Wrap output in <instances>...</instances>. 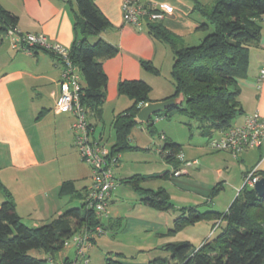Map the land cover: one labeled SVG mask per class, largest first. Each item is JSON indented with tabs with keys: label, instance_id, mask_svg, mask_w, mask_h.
<instances>
[{
	"label": "crops",
	"instance_id": "0c3cea01",
	"mask_svg": "<svg viewBox=\"0 0 264 264\" xmlns=\"http://www.w3.org/2000/svg\"><path fill=\"white\" fill-rule=\"evenodd\" d=\"M122 1L94 0L110 22V25L100 32L99 37L117 47L114 55L101 59L107 76L106 96L101 114L95 116L88 112L92 135L108 146L114 141L115 114L131 103L128 96L118 91L120 80H144L150 86L148 94L152 101L168 98L174 92L170 74L173 63L172 49L165 41L150 34L144 21L139 26L125 22L122 18ZM143 1L156 7L164 3L171 5L164 17L157 21L180 36L186 45L196 44L204 36V32L198 28L202 16L193 10V0ZM0 5L16 16L15 26L21 31L41 32L49 41H57L68 47L72 44L73 23L77 14L76 0H0ZM95 37L90 39L93 40ZM142 60L150 61L157 71L142 67ZM262 66H264V20L261 24L259 39L249 45L247 71L238 78L240 86L238 100L242 111L231 121V125L243 124L247 115L255 110L264 117V75L260 80L258 79ZM61 67V60L51 51L36 47L33 52H28L19 47H13L10 35L5 31L0 32V181L11 192L21 220L29 226L49 222L69 208L66 207L69 204L66 201L69 196L81 201L82 196L79 193L84 194L90 183V178L85 183H79L77 174L61 173L62 160L66 157L57 153L59 146L67 149L70 158L71 154H76L74 146L72 147L73 114L70 111L54 109L56 98L61 90ZM161 117L163 116L153 117L154 126L155 120ZM164 130L158 135L164 133L166 141L180 143L169 128L164 127ZM224 130L226 128L213 130L205 135L197 127L196 133L190 132L186 142L180 143V152L186 159H196V162L184 168L181 164L183 171L179 174L180 176L173 178L170 176L171 173L168 175L172 177V183L178 188L191 192L192 195H201L205 201L211 203L209 205L206 202L210 207L202 210L226 211L237 195L244 175L251 169L264 173V136L259 144L246 147L235 156L229 150H214L208 144L210 136L220 135ZM154 134L150 133L144 122H136L131 130L130 143L139 148L119 153L118 160L112 167L115 182L119 183L123 178L132 175V171L127 169L124 161L128 157L143 161L142 168L146 169L136 173L150 175L163 172V175L167 171L162 166L168 165V162L162 157L157 147L163 141L158 140V136L156 139ZM51 138H53L52 144L56 152L53 154L48 153ZM155 153L162 159V166H159L155 160ZM124 172L127 176L123 174ZM117 174L125 176L117 177ZM193 178H200L201 185L194 186L190 182ZM65 180H73L74 187L79 190V193H72L73 195L60 193L61 183ZM224 184L231 189L224 203L226 207L219 209L216 207L218 202H214L210 196V190L213 186H219L215 193L216 197L219 191L226 189ZM113 190L109 203L115 199ZM64 197L67 199L65 200ZM5 198L4 191L0 190V201ZM134 198L135 200L133 199L127 207L123 202H115L116 208L109 204L107 215L102 217L105 224L103 234L107 233V227L113 228L115 232V229L121 228L123 221L126 233L131 235L157 232L172 227L173 219L178 213L155 209L144 203L140 195L139 198L138 196ZM195 204L197 203L193 202L186 206ZM174 205L176 206L175 203ZM170 221L171 226H169ZM198 221H204V225L210 228V231L220 229L217 224L212 228L213 220ZM224 223L221 221V224ZM101 235L96 233L92 235L90 249L97 244ZM144 243L148 244V248L153 244L150 239ZM139 248L143 250V247ZM73 254V245H65L55 255V261L62 263L63 259L71 258ZM116 254H119V258L112 259L123 263L121 258L124 257V253L118 251Z\"/></svg>",
	"mask_w": 264,
	"mask_h": 264
},
{
	"label": "trees",
	"instance_id": "16d2710c",
	"mask_svg": "<svg viewBox=\"0 0 264 264\" xmlns=\"http://www.w3.org/2000/svg\"><path fill=\"white\" fill-rule=\"evenodd\" d=\"M76 5L74 40L69 47V57L81 74L79 99L86 108L88 120V112L95 116L101 114L106 96L107 76L101 59L114 55L117 47L99 37L110 22L94 0H76ZM193 10L202 16L198 28L204 36L192 45H186L180 36L160 22L143 20L150 34L165 41L172 49L170 74L174 92L170 96L183 94L180 103L150 116L145 123L150 133L156 132L155 115L170 118L176 113L183 114L197 121V127L208 135L213 130L231 126V121L242 111L238 100V78L247 71L250 43H255L260 37L264 0H193ZM16 20L14 14L0 5V32L15 26ZM91 37L95 39L91 40ZM141 65L157 71L148 60H142ZM149 90V84L142 79L118 82V91L128 96L131 103L114 116L111 154L139 148L130 143V134L137 122L136 113L150 100ZM162 147L166 149L165 152L160 151L162 157L172 166V170L165 171L163 175H173V171L183 163L178 157L181 144L164 141ZM255 173L264 176L259 170ZM147 176L135 173L121 181L128 183L149 206L175 210L176 206L164 187L150 189L142 186L141 181ZM218 188V185L211 188V197ZM0 190L6 195L0 201V264H48L49 258L51 262L55 261L65 238L75 230L93 229L97 225L105 230L104 221L93 207L87 205L86 193H79L73 180L63 181L59 190L62 194H81L83 199L79 205L66 208L51 221L36 226H29L21 220L11 192L1 181ZM178 209L179 214L173 219L168 233H175L187 224L203 219L213 220L212 228L217 224L220 229L198 246L188 241L166 242L162 247L171 253L169 258L155 259L159 264H264V196H259L253 187L242 185L224 212L200 210L195 206ZM221 221L225 223L221 224ZM32 248L47 256L31 254ZM106 264L123 263L109 257Z\"/></svg>",
	"mask_w": 264,
	"mask_h": 264
},
{
	"label": "built area",
	"instance_id": "2783aa9c",
	"mask_svg": "<svg viewBox=\"0 0 264 264\" xmlns=\"http://www.w3.org/2000/svg\"><path fill=\"white\" fill-rule=\"evenodd\" d=\"M170 7L168 3L156 7L143 0H123L122 18L125 22L139 26L143 20L157 21L163 18ZM5 33L10 35L13 47H19L28 52H33L36 47H42L53 52L61 60V90L56 98L54 109L70 111L73 114L71 128L74 133L75 146L80 157L92 168V176L86 189L87 205L93 207L100 218L106 216L107 206L115 186L112 167L116 164L119 154H111L110 146L92 135L86 108L79 99L81 74L69 57V47L57 41H49L44 33L21 31L16 26L8 27ZM263 75L264 66L260 69L258 79L260 80ZM263 136L264 117L255 110L247 115L243 124L231 125L222 134L210 136L208 144L214 150H229L236 156L246 147L259 144ZM159 138L164 142V133H160ZM162 146L163 144H160L158 149L165 152L166 149ZM178 157L183 162V168L196 162V159H186L182 152L178 153ZM183 168L174 170L173 175L181 174ZM255 170L251 169L244 175L242 185L253 187L254 182L260 177ZM103 231L100 225L93 229L82 228L76 231L70 240H64V245H73L75 255L62 264H89L87 248L91 244L92 235ZM49 260L52 259L49 258Z\"/></svg>",
	"mask_w": 264,
	"mask_h": 264
},
{
	"label": "rangeland",
	"instance_id": "374dc122",
	"mask_svg": "<svg viewBox=\"0 0 264 264\" xmlns=\"http://www.w3.org/2000/svg\"><path fill=\"white\" fill-rule=\"evenodd\" d=\"M207 1L211 2L213 0H207ZM197 125H198L197 121L192 120L183 114L176 113L170 118L161 117L159 120L158 119L155 120L156 132L154 135L156 139L158 136V140H159L160 134L158 135V133L162 130L165 131L164 127H167L169 128V131L173 133L177 141L183 144L189 138L190 132L196 133ZM95 135L97 136V134ZM72 136H74L73 132H72ZM106 139H108L107 136H106ZM52 141H53V138H51V145H49L48 153L50 154L56 153L55 147L53 146ZM160 141L162 140L160 139ZM163 143H160V144H163ZM160 144H158L157 147H159ZM73 146H74V152H76L77 155L73 153L71 154V158H70V154H68L67 149L65 147L63 148L60 145L57 150L58 151L57 153L61 154V156L66 157L64 160H62L61 173L62 174H69V173L77 174L78 175L76 176L77 181L79 183L80 182L85 183L87 182V180L89 181V178L91 179L92 168L78 154L79 152L75 146L74 137H73V142H72V147ZM153 150L155 151L154 148ZM153 150H151V152H154ZM155 156H156L155 160L157 161V163H159L158 165L160 166L163 163V161L159 157V154L155 153ZM124 161L126 163L127 169L129 171H132L131 174L136 173L137 171H142V169H146V168H142V164H143L142 160H136V159L133 160L132 158L128 157L124 159ZM162 167L164 170H169V171L172 170V166L169 163L168 165L163 164ZM189 171L191 173V169ZM162 173L163 172L155 173L154 176L146 175L147 177H145V179L141 181V184L143 186L152 187V188H157L160 185L161 187H164L169 194L170 201L176 204V207H175L176 209L171 210L170 212L172 213L174 212L177 214L179 212V209H178L179 207L191 205L193 202L197 203L194 206L200 210L210 207L209 205H211V203L205 201V198L203 199L201 195L200 196L192 195L191 192L182 190L172 183L171 178L172 177L174 178L180 175L175 176V175L170 174V176H172L170 177L168 175L166 176L162 175ZM123 174L127 176L126 172H124ZM125 175L121 176L117 174V177H123ZM181 176L183 177L184 175H181ZM199 176H201V174ZM199 180L200 178L198 179L193 178L192 180H190V182L194 186H198V185H201ZM117 183L118 181L115 182L116 188H114L113 190V195L115 194V197H114L115 199L110 201L109 203L111 204V207H115V208L117 207V205H114L115 202H123L125 207H127L129 206V204H131L130 202H133V199L135 200L134 197L137 198L138 196L139 198V194L135 192L128 183L123 182V181L119 182L118 184ZM224 187L226 188L225 190L219 191V193L216 194L217 198L215 197V195L212 196V200L214 199V202L216 201L218 202V205L216 207H218L219 209H224L226 207L224 203L231 189L226 184H224ZM68 198L69 199L66 200L67 197H64V199L68 201L69 203L66 207H71L77 204L79 205L80 201H78L77 198H74L71 196H69ZM108 206H107V209H108ZM203 222L204 221L189 223L175 233H168V230H169V227H168V228H165L164 230H160L157 232L150 231L149 233H143L139 235L136 233L134 235H131L129 233H126L124 229V221H123L121 228L115 229V232L113 231V228L107 227L106 228L107 233L103 234L105 230L100 233L102 234L101 235L102 237L99 238L97 244L92 249H90V247H88L89 249L87 248V252L89 253V258H90L89 264H106V260L109 257L119 258V254H116V252L118 251H121L124 253V257L121 258L123 264H159L158 261H155V259L169 258L170 253H171L169 249L162 247L163 246L162 244L164 242L166 241H179V242L188 241L193 246H198L199 244H201V241L204 240V238L212 237L216 233V231L215 230L210 231V228L206 227V225H204ZM171 225H172V222L170 221L169 226ZM76 231H79V230H75L74 232H72L67 238H65V240H70L72 235ZM149 239L153 242V244L151 245L152 247L150 248H148L147 243H144L146 241H149ZM92 241H93V238H91V243ZM64 246L65 245L63 243V247ZM139 247H143L142 248L143 250H140ZM30 252L33 255L47 256L44 252L34 249V248H32ZM74 255L75 254H73V257ZM66 260H68L67 257L63 259V262H66ZM147 260L149 261L147 262ZM47 263L57 264V261L51 262L50 260H48Z\"/></svg>",
	"mask_w": 264,
	"mask_h": 264
},
{
	"label": "water",
	"instance_id": "95a60500",
	"mask_svg": "<svg viewBox=\"0 0 264 264\" xmlns=\"http://www.w3.org/2000/svg\"><path fill=\"white\" fill-rule=\"evenodd\" d=\"M183 100V94L179 93L176 96H170L163 100L152 101L148 100L139 108L136 113L137 121L148 122L150 116L154 113H157L161 110H164L168 106L178 104ZM253 189L259 196H264V176L259 177L253 184Z\"/></svg>",
	"mask_w": 264,
	"mask_h": 264
}]
</instances>
